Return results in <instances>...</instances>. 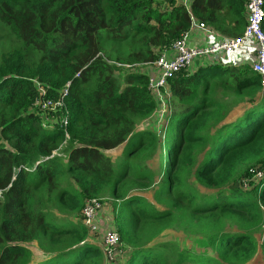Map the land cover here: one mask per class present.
<instances>
[{
  "label": "trees",
  "instance_id": "trees-1",
  "mask_svg": "<svg viewBox=\"0 0 264 264\" xmlns=\"http://www.w3.org/2000/svg\"><path fill=\"white\" fill-rule=\"evenodd\" d=\"M220 11L244 26L246 0H0V264H264L259 76L193 63L163 112L148 88L189 12ZM67 81L66 110L40 109ZM90 198L110 210L111 259L83 223Z\"/></svg>",
  "mask_w": 264,
  "mask_h": 264
},
{
  "label": "built area",
  "instance_id": "built-area-1",
  "mask_svg": "<svg viewBox=\"0 0 264 264\" xmlns=\"http://www.w3.org/2000/svg\"><path fill=\"white\" fill-rule=\"evenodd\" d=\"M185 7L189 8V0H178ZM246 24L240 35L234 37H224L214 44L198 45L193 44L192 34L195 28L205 29L204 23L198 21L195 16L189 12L190 26L189 29L183 31L178 38L170 45V47L162 49L157 59L150 62L151 73L148 78V88L152 95L161 103V112L165 110V91H162L166 85L167 78L180 69L191 66L195 61L215 62L220 56L234 52L242 47L245 42L252 38L256 43L255 60L251 63V69L260 79L261 87L264 89V30L262 23L264 21V0H246ZM76 73L75 76H78ZM71 81H67L60 91L57 99H45L38 105L42 110H57L65 107V98ZM61 126L66 127L67 118L63 117ZM65 137L68 133L65 130ZM56 151H53L55 153ZM100 199L90 198L85 201L82 209L83 223L90 232L96 231L95 215L101 208ZM98 232V231H96ZM95 232V233H96ZM101 244L105 255L112 258L113 254L118 251V234L116 231L109 229L102 233Z\"/></svg>",
  "mask_w": 264,
  "mask_h": 264
},
{
  "label": "crops",
  "instance_id": "crops-1",
  "mask_svg": "<svg viewBox=\"0 0 264 264\" xmlns=\"http://www.w3.org/2000/svg\"><path fill=\"white\" fill-rule=\"evenodd\" d=\"M223 13L222 11L219 12V21L214 22L213 25L206 24L205 29H197L195 28L192 34V44H214L216 41L224 38V37H234L232 34L238 32L241 29H244L243 24H237L234 21V18H231L229 14H221ZM196 18V17H195ZM246 20V19H245ZM241 34V33H240ZM238 34V35H240ZM237 36V35H236ZM255 49H249L247 41L245 44L234 51L233 53L230 54H224L222 55L223 58H228V59H235V61L240 62V63H252L255 60ZM244 53V57L242 54ZM199 61H195V65H197Z\"/></svg>",
  "mask_w": 264,
  "mask_h": 264
},
{
  "label": "rangeland",
  "instance_id": "rangeland-1",
  "mask_svg": "<svg viewBox=\"0 0 264 264\" xmlns=\"http://www.w3.org/2000/svg\"><path fill=\"white\" fill-rule=\"evenodd\" d=\"M247 44H248V47H249V49H254V48H256V43H255V41L252 39V38H250V39H248L247 40ZM230 53H233V52H230ZM230 53H226L227 55L228 54H230ZM244 57H247V56H245L244 55V53L242 54ZM159 103V102H158ZM160 104V107H159V109H160V111H161V103H159ZM159 111V112H160ZM163 115L164 114H162L161 113V117H160V124H163L164 123V119H163ZM165 128V127H164ZM163 128V132L162 133H164V131H165V129ZM163 144H164V139L161 137V139H160V148H161V151L160 152H157L156 151V153H155V157H154V165L156 166V163L158 162V160H157V158H159L160 157V155H162L163 156V150H165V148L163 149ZM125 146V144L123 145V146H120V147H118L117 149H115V151L114 152H110V154H112V155H115L117 152H119V151H122V149H123V147ZM60 148H61V146H60ZM60 148H58V149H56V151L57 152H59V149ZM158 164H159V162L157 163V166H158ZM100 199V202L102 201V198H99ZM109 208L108 207H104V206H102V204H101V208H100V210H98L97 212H96V215H95V221H96V231H98V232H96V231H94L93 233H98L99 234V242L101 241V237H102V233L103 232H105L106 230H109V221H110V213H109ZM101 228H103V230L101 231ZM186 237H188V236H186ZM177 238H179L180 239V242H185V241H187V239L185 238V235H184V233H182L181 235H179ZM189 238V237H188ZM97 241H98V239H97ZM101 243V242H100ZM106 263H108V262H106Z\"/></svg>",
  "mask_w": 264,
  "mask_h": 264
},
{
  "label": "water",
  "instance_id": "water-1",
  "mask_svg": "<svg viewBox=\"0 0 264 264\" xmlns=\"http://www.w3.org/2000/svg\"><path fill=\"white\" fill-rule=\"evenodd\" d=\"M193 44L192 43H190V46H192Z\"/></svg>",
  "mask_w": 264,
  "mask_h": 264
}]
</instances>
